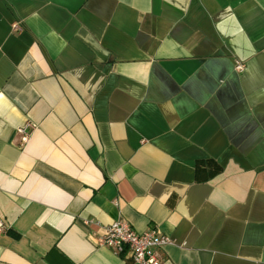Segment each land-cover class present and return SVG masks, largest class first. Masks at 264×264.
<instances>
[{
    "label": "crops",
    "instance_id": "0c3cea01",
    "mask_svg": "<svg viewBox=\"0 0 264 264\" xmlns=\"http://www.w3.org/2000/svg\"><path fill=\"white\" fill-rule=\"evenodd\" d=\"M117 219L264 264V0H0V264H134Z\"/></svg>",
    "mask_w": 264,
    "mask_h": 264
},
{
    "label": "built area",
    "instance_id": "2783aa9c",
    "mask_svg": "<svg viewBox=\"0 0 264 264\" xmlns=\"http://www.w3.org/2000/svg\"><path fill=\"white\" fill-rule=\"evenodd\" d=\"M18 29V26L15 25ZM242 64H236V69H242ZM36 129L34 122L28 121L17 128L20 142L25 144ZM89 222V220H88ZM5 230L0 220V232ZM99 246L112 248L117 254L126 253L134 264H162L159 249L168 244V236L161 234L156 228H148L143 232L136 231L126 220L117 219L102 227V232L96 235Z\"/></svg>",
    "mask_w": 264,
    "mask_h": 264
}]
</instances>
